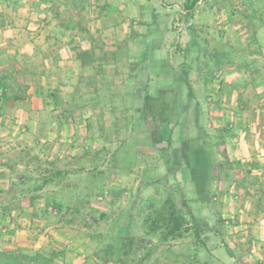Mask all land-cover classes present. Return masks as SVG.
<instances>
[{
	"label": "rangeland",
	"instance_id": "obj_1",
	"mask_svg": "<svg viewBox=\"0 0 264 264\" xmlns=\"http://www.w3.org/2000/svg\"><path fill=\"white\" fill-rule=\"evenodd\" d=\"M193 1L0 0V78L42 112L0 107V252L115 264L131 234L156 247L148 264H264V0ZM196 146L234 166L215 167L207 202L182 155ZM55 170L68 173L9 191ZM168 201L185 222L164 238L149 227Z\"/></svg>",
	"mask_w": 264,
	"mask_h": 264
},
{
	"label": "trees",
	"instance_id": "obj_2",
	"mask_svg": "<svg viewBox=\"0 0 264 264\" xmlns=\"http://www.w3.org/2000/svg\"><path fill=\"white\" fill-rule=\"evenodd\" d=\"M196 4H197V0L189 4L187 6V9L190 11L193 10L196 7ZM83 58H84V54H81L79 56V59L83 61ZM247 68H248L247 64H244L243 68L240 69H244L245 71H247ZM256 72L259 73L258 70ZM257 81L264 83V77L258 75ZM188 89L190 94L192 95L193 91L189 83H188ZM0 90L2 91L1 99L4 101L13 100L14 103L24 101V98L22 96H20L17 92L11 90V87L7 83L6 77L0 78ZM55 108L58 109L60 112H62V110H60L62 108L60 107L59 104H56ZM65 113L66 110L63 111L62 115H65ZM220 134L221 135L216 136V140L214 144L217 143V146L222 145V147H224V145L226 144V140L230 135V132L228 129L223 128L221 129ZM158 144L161 143L156 142V146ZM169 146H170L169 148H161L158 149V151L162 153L166 164L169 166L170 172H173V170L177 166L170 163V161L173 158L175 160L174 163H176L178 161L177 160L178 157L176 155V152H173V150L171 152V144ZM186 147H188L187 144ZM187 150L188 149H184L182 155L183 158L187 161V165L189 166V174L195 184L196 193L202 200L206 202L211 201L212 198L210 197V188H211V183L215 180V172H214L215 167L218 169L219 173L222 174L223 172H226V170L233 169L234 166L231 162H228V157H226L225 148H223L222 150L223 152L221 153L224 156L225 159L224 161L226 162L220 163L217 166H214L212 157L209 154V152L205 149V147L196 146L192 151V155H191L192 159L191 156L189 157L187 155L186 153ZM35 159L38 160V158ZM51 165H53V162H51ZM13 171L14 170H11V172ZM66 173L68 172L62 170H55L53 174L44 177L42 179H37L22 173L18 180L11 182L9 191H16V190H29L30 192L36 191L44 187L45 185L49 184L50 182H52V180L55 177L57 178L63 176ZM263 202H264V198H260L257 204L260 206L259 210L261 211L263 210L262 209V204H264ZM53 205L57 209L62 208V204L60 202L55 201L53 202ZM182 205L186 210V212L192 217V222H193V226L191 228H186L185 231H192L193 235L196 236V238L200 239L203 230L202 225L195 219L193 211L189 207L186 199H183ZM154 215H155V219L151 218L150 221L151 224L149 227L150 232H152V230L155 229V226L159 222L166 227L164 238H168L174 235H181L182 225L185 222V220L183 217H181V215H178V211L172 202L168 201L166 205L156 209ZM143 243L144 242L141 238L131 234H127L121 237L119 239V245L112 246V249L114 251V257H116L114 263L115 264H148L154 251L156 250V247L146 246ZM95 257H97L96 252H95ZM39 261L42 264H50L52 258L50 257L48 258L41 253H37L33 255H27V254L24 255V254L0 252V264H34V263H38ZM241 264H248V263L241 262Z\"/></svg>",
	"mask_w": 264,
	"mask_h": 264
},
{
	"label": "crops",
	"instance_id": "obj_3",
	"mask_svg": "<svg viewBox=\"0 0 264 264\" xmlns=\"http://www.w3.org/2000/svg\"><path fill=\"white\" fill-rule=\"evenodd\" d=\"M24 101L21 102H13V100H9V101H5L4 105H0V107H6L8 109L7 110V117L11 114H13L15 117H17L18 113H20V111L23 113V117H25V119H29V117H32L34 114H36V116H39L42 112L40 111V109H32L33 106L31 107V103L29 102V98L24 96ZM0 102L3 103V100L0 99ZM9 110V111H8ZM6 116V115H5ZM1 117V116H0ZM9 118V117H8ZM8 121V120H7ZM258 161V160H257Z\"/></svg>",
	"mask_w": 264,
	"mask_h": 264
},
{
	"label": "water",
	"instance_id": "obj_4",
	"mask_svg": "<svg viewBox=\"0 0 264 264\" xmlns=\"http://www.w3.org/2000/svg\"><path fill=\"white\" fill-rule=\"evenodd\" d=\"M158 148H167L168 144L167 143H161L157 145Z\"/></svg>",
	"mask_w": 264,
	"mask_h": 264
}]
</instances>
